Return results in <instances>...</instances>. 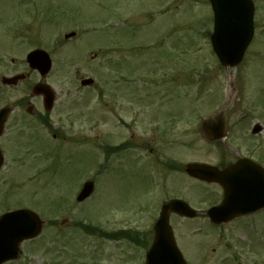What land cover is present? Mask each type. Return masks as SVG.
<instances>
[{"label":"rangeland","instance_id":"374dc122","mask_svg":"<svg viewBox=\"0 0 264 264\" xmlns=\"http://www.w3.org/2000/svg\"><path fill=\"white\" fill-rule=\"evenodd\" d=\"M253 1L254 41L243 62L227 69L211 47L208 0H0V108L14 107L13 118L25 115L27 108L16 106L31 98L33 84L41 80L26 56L44 50L53 61L45 81L57 95L52 122L67 136V144L52 141V133L32 120L26 137H16L11 122L0 140L6 159L0 215L27 206L46 222L41 237L24 243L22 258L7 264H142L140 249L126 240L100 239L76 224L149 233L167 200V184L169 200H186L200 213L221 202L217 187L192 181L184 171L166 169V184L161 159L184 167L220 161L219 145L206 139L201 125L223 108L231 81L237 92L227 113L231 139L226 145L236 150L225 146L224 155L264 150V126L251 135L253 125L264 123L250 115H264V0ZM71 32L77 37L65 40ZM27 73L17 87L1 84L2 77ZM82 76L94 79L95 88H82ZM244 114L245 122L236 127ZM33 136L36 150L46 148L56 157L60 173L53 184L37 175ZM102 141L135 147L120 153V165L105 164ZM91 178L95 193L77 203L80 186ZM173 219L175 237L191 264H264V211L218 229L205 215Z\"/></svg>","mask_w":264,"mask_h":264},{"label":"water","instance_id":"95a60500","mask_svg":"<svg viewBox=\"0 0 264 264\" xmlns=\"http://www.w3.org/2000/svg\"><path fill=\"white\" fill-rule=\"evenodd\" d=\"M215 13V30L212 37L213 48L218 55L221 63L225 66L238 65L244 56V53L251 42L253 36V14L254 8L251 0H211ZM74 36L68 35L66 38ZM28 62L34 69L39 70L42 75H46L51 69V60L49 55L43 51H35L28 56ZM24 76L13 78H4L3 84L8 86L17 85ZM92 80L83 82L84 86L91 85ZM35 90L40 91L41 88ZM42 90V89H41ZM51 102L54 100L50 97ZM50 110V108H49ZM10 109H4L0 112V137L4 133V125ZM204 129L212 139H218L222 136V125L217 123L216 119L204 123ZM4 162L2 151H0V167ZM191 177H196L207 182H219L224 188L225 199L223 205L208 211L209 217L214 224L228 222L239 214H248L264 207V189L255 190L254 180L251 179L244 188L249 193V198L254 203L262 201L258 206L252 207L246 196V204L240 209H235L233 199L235 193V182L232 177H225V174H218V169L208 165L193 164L186 170ZM252 184V185H251ZM238 189L241 184L238 182ZM79 196L83 201L93 192V183H88ZM252 189V190H251ZM249 192V191H248ZM170 213H176L183 217L196 218L198 215L189 204L180 200H174L163 207L160 214L161 218L155 225L156 241L153 249L149 253L148 264H186L184 258L175 243L173 231L169 226ZM43 222L37 214L31 211H16L6 214L0 218V264L7 260H16L20 256L21 243L27 239L35 238L42 229Z\"/></svg>","mask_w":264,"mask_h":264},{"label":"flooded vegetation","instance_id":"af4514ba","mask_svg":"<svg viewBox=\"0 0 264 264\" xmlns=\"http://www.w3.org/2000/svg\"><path fill=\"white\" fill-rule=\"evenodd\" d=\"M36 101L31 103L30 98L24 99L22 102L20 101L17 104V108H27L25 111V115L23 116H18L16 118H13V115L8 120V123L15 122L16 125L14 126L16 128L15 133L19 136L22 135V130L26 129H32V127L35 125H38V127H47L49 132L52 130V136L53 138L57 139H62L65 141L67 139V136L64 135V132L59 130L60 128H56L54 130L53 127H55L54 124H52L51 119L55 118L54 117V111L52 112H47L46 111V105L44 102V98L42 96L40 97H34ZM33 99V100H34ZM15 113V112H14ZM13 113V114H14ZM60 118V117H58ZM34 120V122L32 121ZM28 121H32V123H29ZM23 127V128H22ZM36 127V126H35ZM54 130V131H53ZM161 131H162V126H161ZM162 141H163V131H162ZM34 141V143H36ZM37 144V143H36ZM107 151H110L111 154H115L116 156L118 155V150L116 149L115 145H111L107 143L106 146ZM249 158L252 159L253 161L264 167V150H260L259 148L255 147H250L248 149V152L245 154V156H240V155H233L229 154L227 158L221 159V161L218 163L217 166L220 167V169L224 168L227 165H234L236 162L239 160V158ZM34 158H36L37 164H38V177H41V179L49 180V183H55L56 181V175L59 171L58 164L56 163V157L54 154L50 153L49 150L46 148L44 149H35L34 152ZM163 163L165 165L164 168V173L166 174V184H167V173H166V163H165V158L163 159ZM45 178V179H44ZM167 191H168V184H167ZM147 251V250H146Z\"/></svg>","mask_w":264,"mask_h":264}]
</instances>
